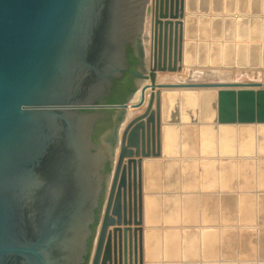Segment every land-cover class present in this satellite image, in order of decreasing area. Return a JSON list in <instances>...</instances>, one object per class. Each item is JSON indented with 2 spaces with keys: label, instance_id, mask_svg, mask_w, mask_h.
I'll list each match as a JSON object with an SVG mask.
<instances>
[{
  "label": "water",
  "instance_id": "95a60500",
  "mask_svg": "<svg viewBox=\"0 0 264 264\" xmlns=\"http://www.w3.org/2000/svg\"><path fill=\"white\" fill-rule=\"evenodd\" d=\"M149 1L0 0V264H88L92 242L89 264L264 259V89H211V99L204 90L173 91L170 154L161 92L155 108L152 92L125 125L111 172L100 173L104 150L92 140L93 113L81 109L117 111L109 147L139 84L149 78L154 87L158 71L183 68L182 18L194 1L152 0L156 26L163 18L179 25L175 63L134 71L141 78L124 102H96L127 68L125 43L142 36ZM226 3L233 9L236 0ZM180 85L190 84H158ZM178 145L197 150L180 154ZM148 197L155 208L146 216Z\"/></svg>",
  "mask_w": 264,
  "mask_h": 264
},
{
  "label": "rangeland",
  "instance_id": "374dc122",
  "mask_svg": "<svg viewBox=\"0 0 264 264\" xmlns=\"http://www.w3.org/2000/svg\"><path fill=\"white\" fill-rule=\"evenodd\" d=\"M194 1L193 8L190 7L189 3L186 2V11L184 13V43L185 40L191 38L197 43L198 59H193L197 63H206L209 65V69H213L215 72L225 71L230 74V77H207L202 80L192 79L183 80L184 83H226V84H248L243 86H213V87H201V86H180L175 89H193L196 90H220L223 88H255L264 89V0H261L260 4L254 2V0H236L233 3L234 8L229 9L226 0H192ZM245 1V2H244ZM150 4V3H149ZM147 21L150 22V18L147 15ZM190 20V22L188 21ZM190 24L191 34L190 35ZM201 27V28H200ZM149 34V26L146 25ZM203 33V34H202ZM187 35V36H186ZM188 37V38H187ZM148 47H149V37ZM187 38V39H186ZM189 40V39H188ZM144 44V43H143ZM195 55V56H196ZM203 60V61H202ZM206 62H205V61ZM202 61V62H201ZM183 66H188L186 63ZM193 67V66H189ZM201 69L200 67H196ZM217 69V70H216ZM222 69V70H221ZM221 70V71H220ZM228 71V72H226ZM165 71H158V74ZM177 73L180 71H166V73ZM224 73V72H223ZM150 79L147 80V83ZM157 83H160L156 79ZM178 83V81H174ZM170 83V82H169ZM181 83V81H179ZM140 89L138 87L137 91ZM161 90L165 88L156 87ZM148 92L151 90L149 87ZM213 96V95H212ZM149 98V97H148ZM148 102V101H147ZM147 104V103H146ZM145 104V107H146ZM145 107L139 112L144 111ZM155 108V103L154 106ZM138 108V107H134ZM253 127V128H252ZM242 128L254 131L253 124H246ZM171 130V129H170ZM170 130L166 131L169 134ZM242 130V129H241ZM175 130L172 129L170 133L172 136L175 135ZM171 136V137H172ZM193 152L197 149L192 147ZM187 153V152H185ZM191 153V151L189 152ZM107 186L105 189L103 202L107 193ZM103 204V203H102ZM103 205H101L98 221L94 237L98 230L99 218L102 214ZM165 227L162 226L161 229ZM183 228V227H182ZM221 228V226L219 227ZM236 229L231 232L232 235H239L241 231L240 226H235ZM236 231V232H235ZM236 233V234H235ZM234 236L230 239L232 241ZM94 240V238H93ZM239 243V242H238ZM92 247L89 255L88 264L90 263V257L92 256ZM248 262H256L257 264H264V259H243L239 255L231 256L226 259L217 260H199V261H179L175 259L158 260L155 264H244Z\"/></svg>",
  "mask_w": 264,
  "mask_h": 264
},
{
  "label": "flooded vegetation",
  "instance_id": "af4514ba",
  "mask_svg": "<svg viewBox=\"0 0 264 264\" xmlns=\"http://www.w3.org/2000/svg\"><path fill=\"white\" fill-rule=\"evenodd\" d=\"M146 16L150 18V22L147 21L144 24L149 26V66L152 63L165 62L175 63L176 56L179 51V25L173 20V23H166L165 18L163 22L155 25L154 19L156 18V12H152L154 3L149 1ZM153 5V6H152ZM153 20V21H152ZM143 35V34H142ZM142 36H137L134 39H128L125 43V63L127 68L122 70V74L117 77H111L110 83L106 91L99 95L96 100L97 103H118L124 102L135 91L138 86V81L141 78L134 73H142L143 66L146 63L145 53L143 51ZM184 39V38H183ZM81 111L92 112V140L99 148L104 150V158L100 166V173L105 179L112 170L113 156L115 153V142L111 141L109 147L106 146L107 141L114 136V130L117 124V111L114 108H82ZM94 151H98V148H94ZM99 196V203L96 210L99 209L103 203L104 187ZM85 264V263H84Z\"/></svg>",
  "mask_w": 264,
  "mask_h": 264
},
{
  "label": "bare ground",
  "instance_id": "6f19581e",
  "mask_svg": "<svg viewBox=\"0 0 264 264\" xmlns=\"http://www.w3.org/2000/svg\"><path fill=\"white\" fill-rule=\"evenodd\" d=\"M188 21L190 22V20L188 19ZM145 26V25H144ZM190 28V35L191 34V24L189 26ZM145 28V27H144ZM201 28V27H200ZM148 30H145L142 32V43L143 44V51L145 53V58H146V64L145 66H149V47H148ZM203 34V33H202ZM187 36V35H186ZM188 38V37H187ZM186 38V39H187ZM189 39V40H188ZM187 40H185L184 43V52H183V64L186 63L188 66H183L182 70L180 72H173L171 74L166 73L165 72H161L157 75V79L160 81V83H176L174 81H181V83L183 84V80H194V79H199L202 80L203 78H207V77H221V78H227L230 77L231 75L228 73H225V71H221V72H214L213 69H209V65L206 63H197V61L200 59H198V55H196L197 53V43L198 42H194L191 38H188ZM196 55V56H195ZM197 57V58H196ZM196 58L195 61H193V59ZM189 66H193V67H189ZM196 67H200L201 69H198ZM147 70V69H146ZM217 70V69H216ZM224 72V73H223ZM228 72V71H226ZM146 80V84H139L140 89L137 91L136 96H135V101L128 103L127 108L125 109V111L123 112L120 122L118 124L116 133H115V150L116 152L114 153L115 155H117V150L119 148V138L122 134V131L125 127V125L137 114H139V112L143 109V107H145V104L148 103L147 101H149V98L151 96V93H154V99H153V103H152V108H154V103H155V107H156V99H157V94L160 91L161 92V97H162V117H163V121H162V145H163V152L170 154L172 152L175 151L174 149V142L173 139L176 137V132L175 135L172 136L170 133L172 129H174L170 123H171V119L173 117V110H174V98H175V94L173 93V91H183L185 89H161L158 91V89H156V87H159L158 84L159 83H155L156 85L154 87H152L151 81L147 83V80H149V78H145ZM190 84L189 86H195L192 83H187ZM138 86V87H139ZM182 86V85H180ZM178 86V87H180ZM151 88V90L148 92V88ZM188 87V86H187ZM162 88V87H160ZM191 90V89H188ZM193 90L200 92L202 90H196L195 88H193ZM196 92V93H197ZM205 96L207 97V99H211L213 96V93L211 92V90H206L204 91ZM149 97V98H148ZM142 103L140 106H136L137 104ZM147 105V104H146ZM134 107H138V108H134ZM171 129V130H170ZM170 130L169 134H166V131ZM175 130V129H174ZM172 136V137H171ZM192 147L194 146H186L183 151L181 148H179V145L177 146L178 151L180 154H182V152H187L189 153L190 151L193 152ZM151 164V163H150ZM168 165L171 166H176L177 163H169ZM178 165H182V162H180ZM152 167V166H151ZM154 172V171H152ZM155 208V202L153 201V199L151 198H147L145 203H144V210H145V214L146 216L148 214H150ZM162 210L164 209V207L162 206L161 208ZM149 220H152V216L148 217ZM186 218L182 217V216H176V215H172L170 217H168V220H172V221H180L183 222V220H185ZM162 221H164V218H162Z\"/></svg>",
  "mask_w": 264,
  "mask_h": 264
},
{
  "label": "trees",
  "instance_id": "16d2710c",
  "mask_svg": "<svg viewBox=\"0 0 264 264\" xmlns=\"http://www.w3.org/2000/svg\"><path fill=\"white\" fill-rule=\"evenodd\" d=\"M98 216H99V209L96 210V219H95L94 223L91 225L92 228H93V230H95V225L97 224ZM92 237H93V235H92L91 238H90V246H89V247H91V240H92ZM89 250H90V249H89ZM88 257H89V253H88V255L86 256V263H87Z\"/></svg>",
  "mask_w": 264,
  "mask_h": 264
}]
</instances>
